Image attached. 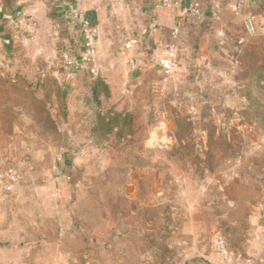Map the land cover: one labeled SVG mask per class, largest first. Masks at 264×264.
<instances>
[{
	"label": "rangeland",
	"instance_id": "374dc122",
	"mask_svg": "<svg viewBox=\"0 0 264 264\" xmlns=\"http://www.w3.org/2000/svg\"><path fill=\"white\" fill-rule=\"evenodd\" d=\"M48 37L16 61L0 46V171L19 176L11 193L0 185V248L45 246L59 264H118L127 218L140 236L130 244L172 261L165 237L180 229L183 185L216 186L236 157L262 155L264 41L228 39L207 61L183 42L171 76L98 51L96 74L66 79V48Z\"/></svg>",
	"mask_w": 264,
	"mask_h": 264
},
{
	"label": "crops",
	"instance_id": "0c3cea01",
	"mask_svg": "<svg viewBox=\"0 0 264 264\" xmlns=\"http://www.w3.org/2000/svg\"><path fill=\"white\" fill-rule=\"evenodd\" d=\"M240 2L243 6L236 9ZM196 5L199 7L194 15ZM71 9L83 11L98 26L97 47L101 53L108 50L107 62L114 63L116 56L127 58L138 73L152 67L162 72L159 63L172 42L177 46V58L183 42H193L200 58L207 61L228 39L241 40L240 44L264 41V0H0V46L5 49V58L16 61L21 48L26 51V47L42 45L47 33L51 40L57 35L59 46L61 41L65 48L77 47V27L66 15ZM248 17H253L254 33L247 29ZM178 25L180 34L174 40ZM131 39L137 44L129 55L125 44ZM261 148L262 155L256 149L245 152L244 158L236 157L226 178L216 186L202 182L183 185L180 229L167 232L165 237L174 249L172 261L157 257V248H151L147 255L148 249L130 244L140 236L130 231L132 222L125 218L126 233L119 237L124 246L113 250L121 255L118 264H264V146ZM261 156L262 174L260 166H255ZM210 188L217 191L215 198L207 194ZM227 191L230 199L226 202L223 197ZM210 202H215L214 207ZM35 235L40 236V232ZM220 240L235 254L233 262L217 250ZM48 251L45 246L0 248V264H59L57 258L47 257ZM54 253L58 254L57 249Z\"/></svg>",
	"mask_w": 264,
	"mask_h": 264
},
{
	"label": "built area",
	"instance_id": "2783aa9c",
	"mask_svg": "<svg viewBox=\"0 0 264 264\" xmlns=\"http://www.w3.org/2000/svg\"><path fill=\"white\" fill-rule=\"evenodd\" d=\"M243 2H240L236 9H240ZM198 5L195 6L193 14L196 15ZM189 12V10H187ZM238 11V10H237ZM71 21V24L78 32L77 42L74 48H66L61 53V67L63 77L73 79L78 71L87 70L92 74L97 73L96 60L98 57V39L99 28L87 15L79 9H71L66 13ZM178 25L173 32V39L176 40L180 34ZM247 29L250 33L255 32L253 17H248L246 22ZM241 43V40H240ZM137 44L136 39H131L125 44V49L129 55L134 51ZM160 67L164 75L171 76L174 74L177 65V46L175 42L168 45L165 56L160 60ZM19 176L14 168H6L0 171V185L3 186L6 192H13L18 184ZM217 250L223 255L224 259L233 262L236 258L235 254L228 250L226 242L220 240L217 242Z\"/></svg>",
	"mask_w": 264,
	"mask_h": 264
}]
</instances>
